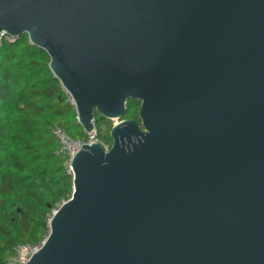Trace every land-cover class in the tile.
I'll list each match as a JSON object with an SVG mask.
<instances>
[{
    "label": "water",
    "instance_id": "obj_1",
    "mask_svg": "<svg viewBox=\"0 0 264 264\" xmlns=\"http://www.w3.org/2000/svg\"><path fill=\"white\" fill-rule=\"evenodd\" d=\"M4 32L119 119L26 264H264V0H0Z\"/></svg>",
    "mask_w": 264,
    "mask_h": 264
},
{
    "label": "trees",
    "instance_id": "obj_2",
    "mask_svg": "<svg viewBox=\"0 0 264 264\" xmlns=\"http://www.w3.org/2000/svg\"><path fill=\"white\" fill-rule=\"evenodd\" d=\"M49 63L27 34L0 47V264L17 244L39 245L53 209L73 194L52 129L60 125L74 138L85 132ZM140 106L129 100L124 118L139 119ZM95 125L112 144L111 119L96 113Z\"/></svg>",
    "mask_w": 264,
    "mask_h": 264
},
{
    "label": "built area",
    "instance_id": "obj_3",
    "mask_svg": "<svg viewBox=\"0 0 264 264\" xmlns=\"http://www.w3.org/2000/svg\"><path fill=\"white\" fill-rule=\"evenodd\" d=\"M16 40L17 37L11 36L4 32L0 34V47L6 41L14 42ZM52 130L59 144L57 153L63 158L67 173L72 176L74 175L72 159L84 144L100 143L106 150H109L111 147V144L103 141L100 138L96 125L93 131H84L85 134L79 138L72 137L65 128L57 124L53 126ZM60 205L61 204H59L57 207ZM52 214L49 217L48 225L50 223ZM47 236L39 245L17 244L13 251L8 254L7 264H26V261L30 260L31 257L39 250Z\"/></svg>",
    "mask_w": 264,
    "mask_h": 264
},
{
    "label": "rangeland",
    "instance_id": "obj_4",
    "mask_svg": "<svg viewBox=\"0 0 264 264\" xmlns=\"http://www.w3.org/2000/svg\"><path fill=\"white\" fill-rule=\"evenodd\" d=\"M69 97H70L69 100L72 101V98H71L70 95H69ZM118 121H119V119H117V118L111 119V122H112L113 125L116 124ZM103 128L106 129L105 126Z\"/></svg>",
    "mask_w": 264,
    "mask_h": 264
}]
</instances>
